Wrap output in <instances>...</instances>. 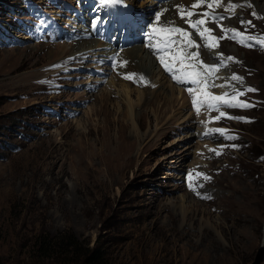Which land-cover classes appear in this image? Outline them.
Instances as JSON below:
<instances>
[{"label":"rangeland","instance_id":"1","mask_svg":"<svg viewBox=\"0 0 264 264\" xmlns=\"http://www.w3.org/2000/svg\"><path fill=\"white\" fill-rule=\"evenodd\" d=\"M61 2L75 5L0 0V264H81L95 250L101 264H264V47L201 46V60H225L210 83L231 84L210 94L256 91L238 97L252 107L197 115L187 89L179 95L157 69L149 86L125 80V69L88 76L90 60L70 55L38 18L63 23ZM238 4L234 15L216 10L226 18L208 24L214 34L220 23L244 32L240 21L251 20L246 35L264 37V13ZM119 80L132 86L130 105ZM216 128L235 138L198 135ZM43 234L69 237L76 250L40 251Z\"/></svg>","mask_w":264,"mask_h":264},{"label":"snow or ice","instance_id":"2","mask_svg":"<svg viewBox=\"0 0 264 264\" xmlns=\"http://www.w3.org/2000/svg\"><path fill=\"white\" fill-rule=\"evenodd\" d=\"M121 0H99V4L102 7H111L112 5L120 3ZM222 0H194L190 8H186L183 5H177V15L180 20L184 21L187 24V28L181 27L175 24L174 21H169L164 19L168 9H163L162 11H157L154 16V21L150 22L147 26L149 31L145 33L147 37L148 47L156 59L159 61L160 66L163 70L171 75V78L178 84H193L197 88L194 90L189 87L187 91L192 95V106L195 108L196 113L199 114L201 107L206 106L210 111L219 110L221 106H226L229 108H249L252 107V104L247 101H241L238 97L245 95V92H254L256 89L247 88L244 91L234 90L235 94L230 95L225 92L222 95H212L206 88L211 87H231L229 82L225 84L216 85L210 83L214 73H216L221 65L225 64V60L222 54H219L220 63L216 65H209L204 63L200 59L201 46L213 50L219 47V41L221 39H232L238 41L241 45L248 47L253 46L252 43L264 47V37L258 38L252 35H246L247 27L254 25L251 20L245 21L241 20L240 24L245 28L244 32H241L235 28L226 29L223 24L220 23L217 26L220 28V31L223 33L222 36H217L214 34L215 29L209 27V23L215 24L217 21H223L226 17L223 15L217 14L216 10L221 7ZM250 6V5H249ZM205 8L202 12H197V9ZM241 5L232 3L229 0L226 8L223 9L225 12H230L233 15L235 10ZM253 16L256 13H252ZM193 17H196L193 19ZM230 18V17H229ZM230 34V35H229ZM198 37L199 41H203V45L198 42L197 39L193 37ZM196 49V51H192ZM228 61H235L234 57H227ZM128 61H117L114 66L116 67H126ZM177 65H179L177 67ZM136 73H125L123 78L126 80L136 81ZM218 78V77H217ZM140 81L144 80L143 76H140ZM231 81H240L242 82L243 78L233 74L230 77ZM226 116V113L223 111L219 112L217 120ZM229 119H244L242 117H228ZM219 133L222 136H225L226 139H234L235 137L226 136L225 129L216 128L211 129L205 132V135H210L211 133ZM235 147V145H233ZM219 151L216 152V155H220ZM191 178V177H190ZM204 179H209L207 176H204ZM191 187V184H190Z\"/></svg>","mask_w":264,"mask_h":264},{"label":"bare ground","instance_id":"3","mask_svg":"<svg viewBox=\"0 0 264 264\" xmlns=\"http://www.w3.org/2000/svg\"><path fill=\"white\" fill-rule=\"evenodd\" d=\"M240 1H242V0H231L232 3H235L237 5H239L238 2H240ZM245 1H247L248 3L250 2V9L252 10V12L256 13V15H257V12H256V10L253 7V2L255 3L256 7L260 11H262L264 13V1H262L263 4L261 3V0H245ZM193 2H194V0H190V1H188V0H179V1L174 0L173 1V3H179V5H183L182 3H187L188 7H190ZM228 2H229V0H222L221 7L218 10L223 11V9L227 7ZM173 3H167L166 4V6H168L167 7L168 12L166 13L164 19L169 20V21H174L175 23L184 22V21L179 19L178 15H177L176 7H173ZM160 6L161 5L157 6L154 3V1H149V3L147 5L146 4L144 5L145 8L144 7H140L139 11L140 12H148V11L152 10L153 8L160 9ZM141 9H142V11H141ZM237 12H243L242 7H238L237 8ZM256 15H255V17H256ZM258 16H259V14H258ZM120 38L122 39V42H121L122 44L125 43V41L127 40V36L125 34H122L120 36ZM74 41L75 40H72L71 42H69V44H70L69 45L70 46L69 54L70 55L74 54V56L76 57V56H78L80 54H84V57H86L87 59H91L89 57V55L95 54V55H100L102 57L103 56H110V59H112V55L114 53V48L113 47H108L105 42H101V41L93 40V39H83L82 43L79 45L78 43H74L73 44ZM61 45L67 46L65 42H61ZM226 52H228V51L226 50ZM215 53L216 52L211 51L212 55L215 54ZM98 58H99V56H98ZM214 59H216V58H213V60ZM118 60L119 61H128L127 66L126 67H122V68H118L117 69L118 71H123V69H125L124 70L125 71L124 74L127 73V72L136 73L137 74V77H136L137 79L140 78V76H143L144 80H145V85H148V80L150 81V75L157 69V67H156V65H155V63L153 61V58L151 56H149L147 54V52L144 49H142L140 46L131 47V48L123 51L120 54ZM206 62H209V61H206ZM217 63H218V61H217ZM110 83L115 85L113 80H111ZM118 85H119V88L123 91L124 96L126 97V99L128 100L127 102L130 105L131 92H132L131 87L132 86L128 82H126L124 80L123 81L119 80ZM141 86H143V84ZM148 86H146V87H148ZM180 90L181 89L177 88V93L179 95H182ZM138 94L139 95H137V98L140 97L139 90H138ZM163 94H164L163 97H165V99L167 100V96L166 95H168V93L165 92V90H164Z\"/></svg>","mask_w":264,"mask_h":264},{"label":"trees","instance_id":"4","mask_svg":"<svg viewBox=\"0 0 264 264\" xmlns=\"http://www.w3.org/2000/svg\"><path fill=\"white\" fill-rule=\"evenodd\" d=\"M60 234H57L55 236H47V235H38V249L46 250L49 248H55L59 254L65 253V254H73L76 246V243L68 237V240L70 243H64L62 239H60ZM71 246V250L66 251L67 247ZM44 257H48L44 254ZM80 262L81 264H101V255L97 252V250L89 253V254H79Z\"/></svg>","mask_w":264,"mask_h":264}]
</instances>
